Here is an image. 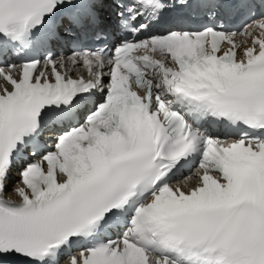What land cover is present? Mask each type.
I'll list each match as a JSON object with an SVG mask.
<instances>
[{"label": "snow or ice", "instance_id": "obj_1", "mask_svg": "<svg viewBox=\"0 0 264 264\" xmlns=\"http://www.w3.org/2000/svg\"><path fill=\"white\" fill-rule=\"evenodd\" d=\"M62 256L264 264V0H0V264Z\"/></svg>", "mask_w": 264, "mask_h": 264}]
</instances>
